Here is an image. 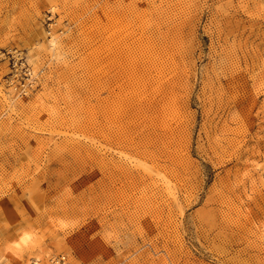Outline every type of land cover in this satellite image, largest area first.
Segmentation results:
<instances>
[{
	"label": "rangeland",
	"instance_id": "rangeland-1",
	"mask_svg": "<svg viewBox=\"0 0 264 264\" xmlns=\"http://www.w3.org/2000/svg\"><path fill=\"white\" fill-rule=\"evenodd\" d=\"M264 264V0H0V264Z\"/></svg>",
	"mask_w": 264,
	"mask_h": 264
},
{
	"label": "bare ground",
	"instance_id": "bare-ground-1",
	"mask_svg": "<svg viewBox=\"0 0 264 264\" xmlns=\"http://www.w3.org/2000/svg\"><path fill=\"white\" fill-rule=\"evenodd\" d=\"M37 264V263H36Z\"/></svg>",
	"mask_w": 264,
	"mask_h": 264
}]
</instances>
